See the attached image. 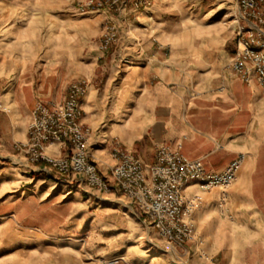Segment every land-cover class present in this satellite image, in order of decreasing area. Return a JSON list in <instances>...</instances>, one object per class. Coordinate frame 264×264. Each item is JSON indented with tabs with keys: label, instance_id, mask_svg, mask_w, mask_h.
<instances>
[{
	"label": "crops",
	"instance_id": "crops-1",
	"mask_svg": "<svg viewBox=\"0 0 264 264\" xmlns=\"http://www.w3.org/2000/svg\"><path fill=\"white\" fill-rule=\"evenodd\" d=\"M234 1L238 9V0ZM225 4L226 0H154L151 7L136 9L132 2H125L120 13L103 10L79 20L80 24L112 21L120 36L104 53L95 52L94 59L78 74L88 82L81 100V121L90 132L89 150L100 172L113 183L110 194L89 187L78 175H60L45 163H30L16 150V144L28 140L36 104L62 102L68 87L53 92L49 71L40 66L30 74L27 56L18 55L17 61L23 64L11 66L9 85L0 92V219L8 218L29 230L40 228V234L45 235L50 233L46 230L50 225L61 228L67 220L76 219V204L83 201L94 202L99 208L110 206L115 213L141 216L112 180L111 169L117 163L113 147L133 152L148 168L155 162L157 146L181 143L182 152L202 160L209 171L221 172L245 156L236 181L226 190L223 206L219 189L203 193L204 208L192 218L196 237L201 231L209 243L220 242L223 236L234 244L264 243V93L257 81L248 85L228 64L190 61L197 66L182 71L176 60L163 57V53L162 58L154 59L146 53L154 45L150 38L158 35L161 48L173 46L167 36L176 31L170 30L169 18L184 12L206 22L222 13ZM26 15L25 19L31 20L26 25L37 27L27 42L36 43L42 56L50 48L44 39L50 14ZM213 27H197V33L212 35ZM91 48L96 51L98 46L82 49ZM71 150L69 144L52 145L47 152L68 155ZM187 192L194 194L198 189L190 185ZM67 206L73 212L68 219ZM247 227L257 228L250 239L241 236Z\"/></svg>",
	"mask_w": 264,
	"mask_h": 264
},
{
	"label": "rangeland",
	"instance_id": "rangeland-1",
	"mask_svg": "<svg viewBox=\"0 0 264 264\" xmlns=\"http://www.w3.org/2000/svg\"><path fill=\"white\" fill-rule=\"evenodd\" d=\"M83 1L0 0V92L9 85L11 66L23 64L17 61L18 55L27 56L26 70L30 74L40 66L49 71L53 92H59L65 86L68 90L72 82L85 80L78 74L84 71L90 59H94L95 52H105L100 49V44L107 28L112 26L117 32V41L111 47L119 42L120 36L112 21L80 24V19L96 13H81L78 3ZM39 11L50 14L44 31V39L50 48L42 56L36 43L27 42L37 27L27 26L31 20L25 19L27 13ZM186 15L179 12L167 20L170 30L176 31L175 35L167 36L173 46L161 48V36L151 37L150 43L154 45L146 51L147 57L162 58L163 53V57L176 60L182 71L197 66L190 61L201 60L210 65L228 64L230 68L238 46V28H248L239 17L236 2L226 0L224 11L206 22ZM209 24L214 26V34L197 33V27ZM230 35L232 38L224 46ZM95 44L98 46L96 51H93L94 47L82 49ZM154 79L148 85L151 86ZM111 209L83 201L76 204V219L67 220V225L61 228L50 225L46 228L50 233L45 235L40 234V228L32 231L15 226L8 218L0 219V264H97L101 258L110 257L122 258V264L134 261L139 264H264V243L244 241L234 244L225 236L220 242L209 243L199 231L198 237L184 246H171L143 216L133 213L127 216ZM65 213L67 219L69 214L73 215L68 206ZM256 233V227H247L241 236L250 239V235Z\"/></svg>",
	"mask_w": 264,
	"mask_h": 264
},
{
	"label": "built area",
	"instance_id": "built-area-1",
	"mask_svg": "<svg viewBox=\"0 0 264 264\" xmlns=\"http://www.w3.org/2000/svg\"><path fill=\"white\" fill-rule=\"evenodd\" d=\"M125 2L136 9L151 7L154 0H84L78 3L81 13L102 10L120 12ZM239 17L248 28L239 26L237 50L230 68L248 85L255 79L264 93V0H238ZM117 41L114 27H108L100 49L106 51ZM88 82L70 84L62 102H38L33 110L28 140L16 144V149L33 164L45 163L60 175H78L81 182L103 194L113 192V183L104 176L89 150V130L83 125L82 98ZM72 147L68 155H50L52 145ZM112 157L117 161L111 177L121 192L130 198L140 215L171 246L182 247L196 239L193 215L204 208V192L219 189L221 206L226 202V190L236 181L245 156L230 162L221 172L209 171L202 160L191 159L182 152V144L159 145L155 162L145 167L133 152L114 146ZM190 185L198 192L188 194ZM120 257L101 258L97 264H122Z\"/></svg>",
	"mask_w": 264,
	"mask_h": 264
}]
</instances>
